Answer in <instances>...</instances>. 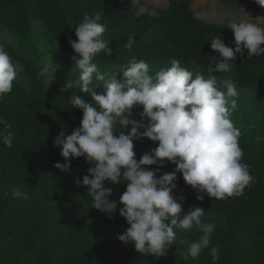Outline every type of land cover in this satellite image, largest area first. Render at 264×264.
<instances>
[{
    "label": "clouds",
    "instance_id": "obj_1",
    "mask_svg": "<svg viewBox=\"0 0 264 264\" xmlns=\"http://www.w3.org/2000/svg\"><path fill=\"white\" fill-rule=\"evenodd\" d=\"M256 3L264 7V0ZM102 14H85L75 30L78 39L69 40L81 57H73L80 72L77 83L80 91L91 97V102L77 94L70 96L72 107L82 110L81 127L71 135L62 131L56 137L55 145L62 146L61 156L66 162H57L55 167L69 171L71 158L86 157L92 165L89 174L76 182L87 186L93 208L110 218L117 211V202L109 199L112 189L104 186L105 181L126 184L119 201L123 205L119 215L129 227L117 236L121 242H132L143 255L162 257L177 241L176 229L185 232L195 229L201 233L198 238L191 242L181 240L180 245L187 244L186 251L181 253L185 260L197 258L210 247L215 224L203 221L202 208L194 207L183 213L182 204L173 195L176 172L182 173L200 201L205 195L215 200L239 196L252 182L249 165L242 162L243 150L238 143L241 131L230 119L226 99L233 98L230 104L235 110L236 87L232 80H224L225 94L218 88L216 76L205 78L200 72L193 73L176 59L170 61L169 67L152 73L145 60L132 58L120 66L122 79H117L116 72H102L94 59L101 52L113 53L111 41L104 37ZM227 27L233 31L235 48L227 46L223 38L212 37L210 46L218 56L208 57L209 73H230L237 54L243 56L245 49L249 59L264 53V24L241 20ZM134 42V37L129 36L125 47L131 49ZM16 78V65L0 47V99L12 91ZM101 84L103 90L98 93ZM137 105L143 106L140 119H130ZM129 125L131 130L126 134L124 130ZM0 126V142L11 148L12 125L0 117ZM143 138L158 142V146L137 160L134 140ZM165 160L175 164L176 169L157 178L159 168L154 171L148 166L162 167ZM13 194L21 195L19 191ZM219 251L216 246L210 248L213 264L219 260Z\"/></svg>",
    "mask_w": 264,
    "mask_h": 264
},
{
    "label": "trees",
    "instance_id": "obj_2",
    "mask_svg": "<svg viewBox=\"0 0 264 264\" xmlns=\"http://www.w3.org/2000/svg\"><path fill=\"white\" fill-rule=\"evenodd\" d=\"M44 1L46 2L45 6L47 5L46 10L51 15L50 21L54 23L56 31L68 41L70 39L77 40L75 35L77 27L72 20L73 16L77 17L72 14L74 12L70 9L68 0ZM29 3V0L0 2V24L3 23L7 28L15 31H22L23 26L30 18ZM189 4V0H171V5L167 10L168 14L152 15L146 25L134 33L111 35L105 32L104 37L111 41L110 46L113 48V53L105 55L101 52L93 62L99 64V69H112L126 64L132 58L152 60L157 56L161 59L160 62L146 61L151 72L169 67L172 59L178 60L181 66L194 73L207 71L208 57L218 56V53L211 49V38H223L227 46L235 47L234 34L227 27L228 25H209L202 22L194 16ZM157 27H160L164 32L169 29L167 33L162 34L161 39L149 36ZM129 36H133L135 40L131 49L125 47ZM37 59L36 57V60L31 64L26 60L23 61L26 66V74L30 79L29 84L26 87L13 85L12 91L0 99V117L9 121L14 133L11 148L0 142V176L5 180L2 183H10L9 189L3 192L0 190V221L8 220L10 218L8 216L11 215L12 219L16 220L14 226L16 225L19 231L30 234L28 246L44 247L51 240L57 249L62 247L67 251H73L72 261L77 258L81 261V252H83L84 257H89L88 264H96L97 261L100 264H213L210 252L212 246H216L220 250L219 260L215 264H264V259L262 262L247 259L244 252L246 248L238 245V231L244 225L240 229L234 227L232 231L215 228L211 234L210 247L204 249L197 258L189 257L187 260L181 254L186 251L187 244L180 245V241H194L201 233L195 229L191 232L176 229L177 241L171 245L166 255L153 257L137 252L132 242L125 244L117 239V236L123 234L129 227L126 220L119 215L120 209L123 208L121 203H117V211L111 218L93 208L92 199L89 200L88 207L81 206V204L76 206L69 195L75 191H79L81 194L88 193L87 186L78 185L76 177L62 179L50 176L48 165L43 163V159H52L61 155L62 146H56L55 139L62 131L65 135H71L75 129L81 127L82 110L72 107L69 103L70 96L77 94L86 102H91V97L80 91L78 80L64 83L50 93L38 74ZM193 61L195 63H192ZM233 63L235 67L231 72L235 76H245L248 79L264 76V53L260 57L251 59L248 56L244 58L238 56ZM119 73L122 74L120 70ZM117 79H122V77ZM67 85H72V87H67ZM102 90L101 84L97 91L99 93ZM142 111L143 106H134L129 118L139 120ZM145 122L147 123V119ZM120 130L117 126L116 131ZM130 130L131 125L124 131L127 134ZM153 142L148 138L134 140L137 160L144 153L151 151L150 143ZM155 143H157V147L158 142ZM74 163L79 164L77 171L83 173H87L86 170L92 166L86 157L76 158ZM169 164L170 162L165 160L162 167L160 165L148 167L154 171L159 168L157 172V178H159L164 173L175 171L176 165L174 164L173 171ZM179 174L181 173L176 172L177 177ZM13 178H19L24 183L29 182L33 185L27 195L21 199H17L19 197L15 195L10 196L14 192V187L20 188ZM37 184L50 189L55 188V195L64 194L62 198L56 200L60 204L59 207L53 206L47 211L41 202L40 193L37 191L34 196ZM7 190L9 192L6 194ZM179 192L181 193L178 195ZM173 195L183 197L182 201L185 204L189 202L187 212L194 207L203 209L200 206V201H192L196 199L197 193L192 187L189 188L184 180L173 191ZM11 197L16 198V202H19V205L14 209L5 203L6 199ZM109 199L115 201L114 195H111ZM204 199L212 207V210L220 213L233 214L237 209L234 196L224 200H215L205 195ZM206 202L204 203L206 204ZM55 209L61 210L63 216H56L53 213ZM258 212L252 211L260 218V212ZM3 224L10 225L11 221H6ZM245 226L249 228L250 224L246 223ZM27 252L29 255L33 253L31 248L27 249ZM57 262V264H62V253L59 254ZM5 263L6 260L1 255L0 264ZM10 264H32V261L23 255L16 254Z\"/></svg>",
    "mask_w": 264,
    "mask_h": 264
},
{
    "label": "rangeland",
    "instance_id": "obj_3",
    "mask_svg": "<svg viewBox=\"0 0 264 264\" xmlns=\"http://www.w3.org/2000/svg\"><path fill=\"white\" fill-rule=\"evenodd\" d=\"M4 1L6 0H0V2ZM29 1L30 18L23 26L22 31H15L14 29L7 28L3 23L0 24V47H3L16 65L17 78L13 81V85L26 87L29 84L30 79L26 74V66L23 61L26 60L31 64L37 57L36 67L39 69L38 74L43 80L45 87L52 93L64 83L79 80L80 72L79 69L75 68L73 57L75 56L77 59L81 57L75 53L69 41L54 28V23L50 21L51 15L46 10V2L44 0ZM189 1V8L193 11L194 16L209 25H228L231 22H239L241 20L264 24V21L255 20L258 17L264 18V7L258 5L256 0ZM68 2L70 9L74 12L72 14L77 17L73 16L72 19L75 27H78L85 14L94 15L97 12H102L100 22L106 26L105 32L111 35L134 33L146 25L147 20L152 16L153 12L156 16L168 14L167 10L171 5V0H68ZM168 30L165 32L167 33ZM163 32L164 30L157 27L149 36L161 39L162 34H165ZM238 56L240 58L247 57V50L245 49L243 56L237 54ZM145 61H154L153 63H155L160 62L161 59L156 56L155 59ZM97 65L100 68L99 64ZM118 68L120 66L112 69L102 68L100 70L105 73L116 72L117 78H123ZM155 71L157 70H152V73ZM200 73L204 74L205 78L211 75L216 76L217 86L225 94L227 87L224 84V80L230 79L234 82L238 93V96L235 97L238 106L235 110H232L230 101L233 98L226 97L229 101L230 119L234 126L241 131L238 143L243 150L242 162L249 165L250 174L254 179L244 189L243 194L239 196L233 195L236 197L237 205V209L233 214L212 210L206 199L203 201L193 199L192 201H200V206L205 211V215L202 217L203 221L205 223H214L215 228L232 231L234 227L240 229L244 225L238 231L237 237L239 242L237 241V243L246 248L244 252L247 259L262 262L264 259V76L248 79L245 76H235L232 72L209 73L208 71H204ZM96 83L94 79L93 84ZM156 145L157 143L155 142L150 143V150L155 148ZM53 158L43 159V163L48 165L47 169L50 176L62 179L76 177V180L82 181L83 176L89 174L88 170H86L87 173L77 171L79 170V164L74 163L75 157L71 158V168L69 171H61L55 167L57 162L62 164L66 162L61 155ZM169 166L174 171L175 165L170 162ZM13 179L21 189H25L22 191L19 187H14V192L19 191L21 194L17 199H21L27 195V192L33 185L29 182L24 183L19 178ZM183 180L181 173L175 181L176 185H181ZM3 181L5 180L0 176V190L2 192L9 189L10 184L6 182L2 183ZM104 186L112 189V195H114L115 201L119 203L121 195L126 190V184H114L111 181H105ZM189 188H191L190 185ZM37 191L40 193L41 202L47 208V211H49L50 207H59L60 204L56 200L62 198L64 195L60 193L55 195V188L50 189L40 184H37L35 187L34 196ZM8 192L7 190L5 193L7 194ZM13 193L10 196L14 195ZM86 193L81 194L79 191H75L69 196L76 203V206L81 204V206L86 205L88 207L91 197H88V193ZM178 195H175V197L182 204L183 213H187L189 202L185 204L180 199L181 196ZM5 203L10 205L12 209L19 205V202H16V198L12 197L10 199L7 198ZM253 210L260 212V218L256 216L257 214L252 213ZM53 213L59 217L63 216V212L58 209H55ZM8 217H10L8 220L0 221L2 222L0 224V256L3 255L5 258V264H10L16 254L30 259L32 264H57L58 256L61 253L62 264H85V262L88 264L89 257H84L83 252H81V261L79 258L72 261L71 256L73 251H67L62 247L57 249V246L51 240L44 247L36 245L28 246L30 244V234L19 231L16 225L14 226L16 220L12 219L13 216L10 215ZM6 221H11V224H3ZM246 223L250 224L249 228L245 226ZM29 248L33 251L32 255H29L28 252L26 253V250ZM83 257L85 262L83 261ZM97 262L96 264H100L99 261Z\"/></svg>",
    "mask_w": 264,
    "mask_h": 264
}]
</instances>
